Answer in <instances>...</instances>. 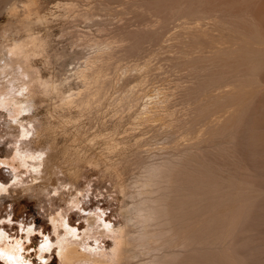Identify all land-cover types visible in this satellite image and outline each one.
<instances>
[{
    "label": "bare ground",
    "instance_id": "obj_1",
    "mask_svg": "<svg viewBox=\"0 0 264 264\" xmlns=\"http://www.w3.org/2000/svg\"><path fill=\"white\" fill-rule=\"evenodd\" d=\"M90 1L85 3L83 0H59L55 3L57 10H54L53 16L56 20L64 21V24L68 23L71 27L85 23L87 30L72 31L75 43L80 41V50L74 47V51L63 49L64 52L61 50L60 53L58 49V54L54 51L57 61L65 58L60 60V68L68 72L60 83H51V90L59 98L58 103L55 102L57 104L53 106L55 114H51L56 115L57 121L54 125L49 122L46 124V140L42 141V145L57 153L61 151L68 164L88 160L103 165L105 171L117 179L125 194V206L122 210L125 223L112 229V220L104 218L106 211L99 212V216L103 214L102 218L99 217L105 226L103 230H95L97 227L94 226L92 231L84 232L82 240L75 236L65 239L62 243L59 242L61 238L57 240L58 245L62 244L59 246L61 264H247L238 255L234 244L231 247L221 245L231 240L236 230L243 227L254 204L246 196H233L226 192L223 182L214 177L216 175L212 174L210 177L211 162L205 144L210 136L190 135L193 117L184 122V132L175 136L177 119L170 110L174 94L162 87L145 90L150 81L147 65L140 62L131 65L123 63L126 48L123 43L127 41V37L123 34L117 39L105 32L102 19L94 18L96 9L93 10L94 5L92 6ZM206 1L158 0L157 4L158 7L161 4L166 7L164 4L167 2L180 3L178 12L181 14L188 11L193 3L199 2L200 7H203L202 2L208 4ZM221 1L228 14L233 15L237 11L234 18L232 17L235 22L232 21L231 25L230 20H225L223 25L229 32V37L225 34L226 38L217 40L223 44L221 47H224V44L228 46L216 50L217 53L212 52V56L193 57L191 63L195 66L198 61L213 59L221 61L222 66H218L216 77L206 78L205 82L202 80L203 82L196 84L188 93H200L199 99H194L199 100L194 107L196 116L208 118L220 110H229L230 115L227 114L229 116L216 128L207 129L206 132L212 135L224 134L226 127L236 122L239 115L244 114L247 104L254 96L260 74L264 71V53L261 52L264 51V0ZM43 7V0H0V14H7L14 21V27L11 25L7 30L0 31V74L6 77L0 87L7 89L10 85L12 91L15 88L20 93L29 91V98H21L14 92L0 88V107H10L13 114H19L20 110L26 111L28 107L25 105L31 106L33 101V88L38 76L31 64L32 56L40 51V48L49 50L47 45L50 36L34 33L35 26H42L49 20V15L41 13ZM242 9L250 13L251 22L241 18L238 12ZM237 16L239 18L236 20ZM199 19L184 20L183 23H198L196 27L200 29V25L204 23L198 21ZM235 25L242 28L238 29ZM93 26L96 27L95 31L91 29ZM66 30L62 31L67 33ZM245 30L247 32H244ZM19 32H24V39L17 37ZM198 38L201 39L200 34L192 36L190 41L199 42ZM135 40L134 45L131 42L132 48H136L140 41ZM190 41H187V45ZM192 43L190 44H195ZM250 46L257 51L252 50ZM239 61L244 65L237 67ZM70 66L72 67L69 68ZM233 71L237 72L234 77L230 75V78L225 77L221 83H215L223 78V73ZM130 78L138 80L137 84L131 85ZM48 88L45 86V89ZM213 88H221L218 97L200 99ZM140 90L142 93H139ZM9 98L11 99L8 102L13 106L5 104ZM219 118L220 116L216 115L213 121L218 122ZM21 135L30 137L31 132L27 134V128H23ZM61 140L64 141L62 148ZM94 147L100 150L95 157L89 158L86 152ZM17 151L18 154L21 153L19 146ZM41 153L23 152L25 157L37 159L32 162L43 160L45 154ZM3 160L9 163V160ZM39 168L41 164L32 170L37 172ZM210 178H213L212 183ZM242 185L245 184L236 181L230 184L231 189L235 187L245 192V189H241ZM3 186L5 184L0 182V189ZM235 202L237 205H233ZM52 219H57V215L52 216ZM64 224L66 227L72 226L67 219ZM54 226L55 229L58 228V224ZM77 229L79 226L68 229V232L76 234ZM86 235L90 237L89 242L102 237H112L113 246L111 250L105 251V246L101 245L105 242L97 240V243H94L97 249L96 246L85 242ZM92 236L94 238H91ZM28 238L31 240V237ZM5 248L17 252L20 256L19 248L21 250L23 247L21 242H17L13 246L5 245ZM44 261L47 262V258ZM4 263H10V260H4ZM18 264H23L22 260H19Z\"/></svg>",
    "mask_w": 264,
    "mask_h": 264
},
{
    "label": "rangeland",
    "instance_id": "obj_2",
    "mask_svg": "<svg viewBox=\"0 0 264 264\" xmlns=\"http://www.w3.org/2000/svg\"><path fill=\"white\" fill-rule=\"evenodd\" d=\"M57 1L59 0H43L44 7L41 13L42 15H49L47 17L49 20L42 26L41 24L35 26L34 29L36 34L39 32L44 36L45 34L49 35L48 41H50L47 45L49 50L40 48V51L31 58L32 67H34L38 76L33 88L31 106L30 104L25 105L28 109L26 111L20 110L19 114H13L8 106L0 107V162H5L3 159L9 160V163L6 162L9 168L0 163V180L5 182V186L0 189V229L2 228L7 232L8 237L6 239L11 240L6 245L11 246L17 242L22 243L23 248L21 250L19 248V253L22 252L26 258L28 257L30 264H61L62 258L60 257L59 246L62 244L58 245L57 240L61 238L59 242L62 243L71 236L82 240L85 236L84 232L92 231L94 226L97 227L95 230H103L105 226L97 224L99 217H103V214L101 216L98 214L101 211H110L108 217H106V219L108 218L113 222L110 228L113 229V227L116 228L118 225L125 223L122 215L125 206V194L122 192L117 179L107 173L103 165L88 160L68 164L65 161V155L61 151L57 153V151H53L46 145H42V141L46 140L44 133L46 124L49 122L54 125L57 121V119L55 121L56 115L51 114H55L53 106L58 103L59 98L51 90L53 88L51 83H60L68 72L60 68L64 57L57 61L54 55L58 54L57 51L59 52V50L60 53L61 50L64 52L63 49L80 50L82 48L78 45L80 41L75 43L76 40L74 41L75 38L72 33L77 29L87 30L85 23L77 25V27H71L68 23L64 24V21L56 20L53 12L57 10L55 6ZM86 1L83 0L85 3ZM91 1L90 4L94 5L93 10L96 9L94 18L102 19L103 25H101L105 28V32L110 33L113 38L117 39H120L123 34L127 37V41L123 43L126 45L123 63L131 65L140 62L144 63L145 66L147 65L150 81L147 83L145 90L149 91L162 87V89L174 94V101L170 106V110L177 119L175 136L184 132V122L193 117L190 124V135L210 136L205 144L208 147L211 173L223 182L226 192H230L233 196H246L254 204L252 205L250 217L245 219L243 227H241L243 229L236 230L233 238L225 241L221 246L231 247L234 244L238 249V255L247 264H264V71L260 74L258 86L253 98L247 104L244 114L239 115L236 122L230 123L224 134L216 133L212 135L206 131L209 128H216L222 120H225V117L230 115L229 110H220V112L208 118L196 116L194 107L199 100L194 99H199L198 94L200 93H194L196 97H193V94L188 95L191 88L196 84L205 82L206 78L216 77L218 68L222 66L221 61H213V59L198 61L193 66L191 58L212 56L213 53L218 52L216 50L228 46V44H224V47H221L223 44L218 43L217 40L222 41L227 35L229 37L230 34L224 29L223 25L226 22L225 20L228 22L230 20L232 25L233 16L237 11L236 13L233 11L235 13L233 15L228 14V11L223 9L221 0H210L209 2L207 0L206 3L208 4L202 2L205 5L203 7H200L199 2L193 3L188 11L181 12V14L178 12L180 3L167 2L164 4L166 7L159 4L160 7H163L160 8L157 4L158 0ZM254 4L258 3L254 2ZM238 13L241 14L242 19L251 22L250 13L245 9L240 10ZM198 16L202 18H195ZM238 18V16L235 17L236 20ZM189 19H192L191 21L199 19L198 21L203 22L204 25H200L202 26L200 29L196 27L198 23L191 24L192 26L185 25L183 22ZM13 24L14 21L7 14H0L1 32L7 30L11 25L14 27ZM64 29H67V33L63 32ZM91 29L95 31L96 27L93 26ZM112 31L114 32L111 34ZM23 34L24 32H19L17 37L24 39ZM197 34L201 35V39L198 38L200 41H190V38ZM135 39L140 41L136 48H132ZM187 41L195 44L192 43L194 45H191L189 43L190 48ZM131 42H133V45ZM74 43L80 48L74 46ZM192 47L194 48L192 49ZM198 47L199 49H197ZM55 50L56 53L54 54ZM236 74V71L225 72L223 78L215 83H221L225 77H234ZM133 79L130 78V84L136 85L138 80ZM5 80L6 77L0 74V83ZM45 86L49 88L45 89ZM0 88L1 90L5 89L4 87ZM6 90L14 92L21 98H25L29 94V91L20 93L16 88L12 91L10 85L4 91ZM220 90L221 88H213L205 97L200 99L203 100L210 96L218 97L217 94ZM139 93H142V90ZM10 99L5 104L13 106L8 102ZM15 110L13 112H17ZM216 115L220 116L218 122L213 121ZM22 126L27 128V134L31 132L30 137L21 135ZM228 133L231 135L229 136ZM63 145L64 141L61 140L60 148ZM18 146L20 154L17 151ZM99 150L100 148L96 149L94 147L90 151L88 150L89 153L86 152L87 156L93 158ZM23 152H33V154L42 152L45 156L39 162H32L33 160L29 159L31 156L25 157ZM20 155H23L21 159L18 157ZM31 158L37 161L35 157ZM25 160L26 164H24ZM29 162L35 166L41 164V168L37 170L40 173L26 168L25 165ZM234 181L245 184L241 188L242 190L245 189V192L235 187L231 189L230 184ZM239 193L241 194L239 195ZM106 212L105 214H107ZM54 215H57V219L53 220L52 216ZM66 219L69 224L79 226V229H81L79 236L69 234L64 224ZM93 220L95 224H93ZM22 224H24V228H22ZM55 224H58L57 229H55ZM31 228H33L32 231H30ZM35 232L50 236L54 242L50 247L57 245L58 249L49 248L50 250L48 249L47 253H43L37 247L40 239L34 234ZM28 236L31 237V240ZM89 238L86 235L85 242L87 241L92 246H96L97 249L98 247L94 243H97V240H103L105 244L101 245L105 246V249L103 248L105 251L111 250L114 243L112 237H102L93 240V242H89ZM213 248H216V246H213ZM45 258H47V262L44 261ZM0 264L2 263L0 262Z\"/></svg>",
    "mask_w": 264,
    "mask_h": 264
},
{
    "label": "water",
    "instance_id": "obj_3",
    "mask_svg": "<svg viewBox=\"0 0 264 264\" xmlns=\"http://www.w3.org/2000/svg\"><path fill=\"white\" fill-rule=\"evenodd\" d=\"M236 27V26H235ZM237 28H241L240 27V25H238V27ZM244 32H247V30H245ZM246 34V33H245ZM261 34V33H260ZM262 37V36H261ZM251 47V46H250ZM252 48V47H251ZM252 50H256V49H253L252 48ZM257 51V50H256ZM261 52H263L264 53V51H261ZM263 60H264V57H263ZM241 65H244L243 63L241 64V61H239V63H237V67H240ZM246 67H244V69H245ZM242 70V69H241ZM245 82V81H244ZM243 83V82H242ZM247 99V98H246ZM245 99V100H246ZM210 170V169H209ZM211 172V171H210ZM211 175H212V173L210 174V177H211ZM209 181H210V183H212V181H213V178H210L209 179ZM219 182H221V180L219 181ZM233 205H237V203L235 202ZM210 233H211V230L209 231Z\"/></svg>",
    "mask_w": 264,
    "mask_h": 264
}]
</instances>
